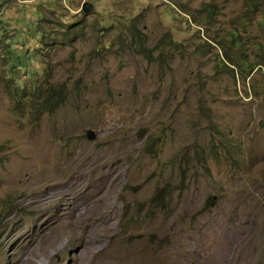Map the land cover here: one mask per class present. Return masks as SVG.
<instances>
[{
  "label": "rangeland",
  "instance_id": "rangeland-1",
  "mask_svg": "<svg viewBox=\"0 0 264 264\" xmlns=\"http://www.w3.org/2000/svg\"><path fill=\"white\" fill-rule=\"evenodd\" d=\"M0 264H264V0H0Z\"/></svg>",
  "mask_w": 264,
  "mask_h": 264
},
{
  "label": "trees",
  "instance_id": "trees-1",
  "mask_svg": "<svg viewBox=\"0 0 264 264\" xmlns=\"http://www.w3.org/2000/svg\"><path fill=\"white\" fill-rule=\"evenodd\" d=\"M236 35H237V32H233V38L235 40L236 38ZM28 59H32V57H28ZM231 59L229 58V61ZM241 60V63L244 62L245 60H243L242 58H240ZM31 61V60H29ZM232 64L236 65L235 63H233V60L230 61ZM253 68V67H252ZM14 70V67L12 65V72ZM35 71V70H34ZM13 74V73H11ZM14 75V74H13ZM26 75V74H24ZM16 76V78H20V76H17V75H14ZM33 78V77H32ZM64 96V93L62 90H60L59 88H50V90H47L45 95H44V98L41 100V106L43 109H51L53 110L55 108V106L58 105V102L59 100ZM40 98H37V102H39ZM39 104V103H38ZM40 105V104H39ZM171 192V191H169Z\"/></svg>",
  "mask_w": 264,
  "mask_h": 264
},
{
  "label": "water",
  "instance_id": "water-1",
  "mask_svg": "<svg viewBox=\"0 0 264 264\" xmlns=\"http://www.w3.org/2000/svg\"><path fill=\"white\" fill-rule=\"evenodd\" d=\"M92 8H93V6L89 2H86L84 4V6H83L84 11H86V12L90 11ZM87 136L89 138H93L95 135H94L92 130H88L87 131Z\"/></svg>",
  "mask_w": 264,
  "mask_h": 264
},
{
  "label": "bare ground",
  "instance_id": "bare-ground-1",
  "mask_svg": "<svg viewBox=\"0 0 264 264\" xmlns=\"http://www.w3.org/2000/svg\"><path fill=\"white\" fill-rule=\"evenodd\" d=\"M29 202H30V201H29ZM39 204H41V203H39ZM57 224H58V223H57ZM57 224H56V225H57ZM60 226H62V225H60ZM56 227H57V226H56ZM58 228H59V227H58ZM58 228H57V229H58ZM60 229H61V227H60ZM63 230H64V229H63ZM63 230L61 229V231H63ZM64 232H65V231H64ZM31 249H32V248H31Z\"/></svg>",
  "mask_w": 264,
  "mask_h": 264
}]
</instances>
